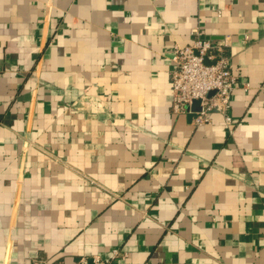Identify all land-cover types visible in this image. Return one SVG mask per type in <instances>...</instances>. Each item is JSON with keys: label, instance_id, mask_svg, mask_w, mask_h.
Wrapping results in <instances>:
<instances>
[{"label": "crops", "instance_id": "1", "mask_svg": "<svg viewBox=\"0 0 264 264\" xmlns=\"http://www.w3.org/2000/svg\"><path fill=\"white\" fill-rule=\"evenodd\" d=\"M192 29L230 123L171 111ZM94 256L264 264V0H0V264Z\"/></svg>", "mask_w": 264, "mask_h": 264}, {"label": "built area", "instance_id": "2", "mask_svg": "<svg viewBox=\"0 0 264 264\" xmlns=\"http://www.w3.org/2000/svg\"><path fill=\"white\" fill-rule=\"evenodd\" d=\"M192 39L186 46L174 45L171 60V111L174 114H192L194 125L210 123V113L221 111L226 122L231 118L225 112L236 82L223 41L207 39L192 29ZM212 92V93H211ZM198 100L199 109L192 110ZM115 249L113 255L117 254ZM78 264H110L98 256Z\"/></svg>", "mask_w": 264, "mask_h": 264}, {"label": "water", "instance_id": "3", "mask_svg": "<svg viewBox=\"0 0 264 264\" xmlns=\"http://www.w3.org/2000/svg\"><path fill=\"white\" fill-rule=\"evenodd\" d=\"M212 93V92H211ZM199 101L198 100H195L193 103H192V110H198L199 109ZM190 117H192V114H189Z\"/></svg>", "mask_w": 264, "mask_h": 264}]
</instances>
